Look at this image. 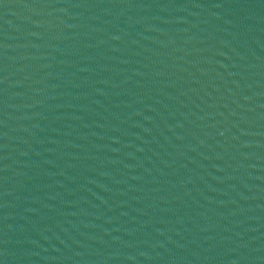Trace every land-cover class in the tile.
I'll return each instance as SVG.
<instances>
[{"label": "water", "instance_id": "95a60500", "mask_svg": "<svg viewBox=\"0 0 264 264\" xmlns=\"http://www.w3.org/2000/svg\"><path fill=\"white\" fill-rule=\"evenodd\" d=\"M0 264H264V0H0Z\"/></svg>", "mask_w": 264, "mask_h": 264}]
</instances>
